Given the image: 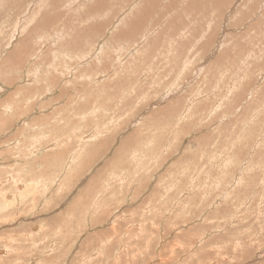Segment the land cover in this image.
Masks as SVG:
<instances>
[{"label":"rangeland","instance_id":"obj_1","mask_svg":"<svg viewBox=\"0 0 264 264\" xmlns=\"http://www.w3.org/2000/svg\"><path fill=\"white\" fill-rule=\"evenodd\" d=\"M0 264H264V0H0Z\"/></svg>","mask_w":264,"mask_h":264},{"label":"bare ground","instance_id":"obj_2","mask_svg":"<svg viewBox=\"0 0 264 264\" xmlns=\"http://www.w3.org/2000/svg\"><path fill=\"white\" fill-rule=\"evenodd\" d=\"M216 1V0H215ZM253 1V0H252ZM219 2V1H218ZM228 2V1H227ZM255 2V1H254ZM208 3V2H207ZM227 5V4H226ZM261 6V5H260ZM212 13V12H211ZM186 16V15H185ZM198 18V17H197ZM199 22V21H198ZM229 32V31H228ZM231 32V31H230ZM251 43V42H250ZM248 56V55H247ZM223 57V56H222ZM260 60V59H259ZM216 62V61H215ZM261 62V61H260ZM257 63V62H256ZM178 96V95H177ZM177 102V101H176ZM186 103V102H185ZM203 109V108H202ZM200 112V111H199ZM206 142V141H205ZM46 157H48V156H46ZM47 159V158H46ZM107 168V167H106ZM142 170V169H141ZM108 171V170H107ZM104 173V172H103ZM8 247H9V245H8ZM133 259V258H132Z\"/></svg>","mask_w":264,"mask_h":264}]
</instances>
